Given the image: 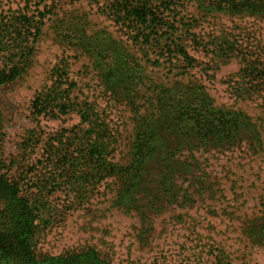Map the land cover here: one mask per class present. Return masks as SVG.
I'll list each match as a JSON object with an SVG mask.
<instances>
[{
    "label": "rangeland",
    "instance_id": "obj_1",
    "mask_svg": "<svg viewBox=\"0 0 264 264\" xmlns=\"http://www.w3.org/2000/svg\"><path fill=\"white\" fill-rule=\"evenodd\" d=\"M113 1L0 0V27L12 17L27 14L37 20L39 12L45 14L37 38L34 29V36L27 35L36 42L27 73L0 86V111L6 118L3 159L10 171L22 167L28 177L36 176L38 187L47 179L52 182L57 171L49 164L58 134L87 129L78 112L60 118L32 113L34 99L53 84L54 70L63 61L70 64V81L76 84L73 97L91 105L87 107L118 130L113 157L119 164L131 161L137 121L159 109H152L156 86L177 82L190 96L192 88L203 86L216 112L241 110L252 117L260 127L263 149L254 152V140L246 136L232 147L220 146L215 131L207 132L204 123L201 129L208 138L201 141L199 112L205 111L192 113L188 108L195 109L198 103L191 100L181 106V118L199 116L196 125L191 120L176 129L160 121L149 130L154 137L148 149L156 151V157L145 165L138 194L127 196L129 203L138 201L139 210L127 212V207L116 206L124 192L120 180L88 189V199L78 205L72 203L78 186L56 188L53 181L48 207L57 210L56 216L40 233L38 252L60 255L95 247L110 264H264V93L235 95L244 54L229 58L212 54V46L210 51L204 49L214 39L226 37L247 53L256 45L264 48V13L229 14L214 8L218 0H154L158 6L153 18L168 21L177 33L169 38L172 30L162 31L161 26L152 35L155 47L149 48L135 40L138 32L133 27L115 21L110 11ZM179 40L191 64L177 54H164L166 46ZM118 54H130L129 62L143 65L137 109L113 98L103 81L106 66L99 67V62Z\"/></svg>",
    "mask_w": 264,
    "mask_h": 264
},
{
    "label": "trees",
    "instance_id": "obj_2",
    "mask_svg": "<svg viewBox=\"0 0 264 264\" xmlns=\"http://www.w3.org/2000/svg\"><path fill=\"white\" fill-rule=\"evenodd\" d=\"M153 1L114 0L110 7L115 21L124 26L133 27L134 31L138 32L135 40L149 48L155 47L153 42L156 40L152 35L161 26L162 31L164 27H168L170 31L168 33L172 30L169 38L174 35L173 32L177 33V27L170 25L168 21L161 22L163 19L153 18L155 16V14L152 16L153 9L158 6ZM214 8H220V11L229 14H261L264 13V0H218ZM44 16L43 12H39V20H35L23 14L2 22L0 86L10 84L27 73L32 64L36 43L28 40L27 35L34 36L31 32L34 29L36 32L34 39L37 38L44 24ZM208 46L213 47L212 54H227L229 58L235 53L244 54L242 56L244 67L239 75L241 80L234 86L237 97L244 98L247 95L264 93V48L256 45L254 51L247 53L237 46V42L230 41L228 37L223 40L214 39L204 45V49L210 51ZM164 54L170 57L177 54L189 64L192 62L180 40L178 43L174 41L173 46H166ZM247 54H257V56ZM129 55L118 54L112 59H102L98 66H106V70H102V77L107 92L113 98L127 101L132 108L137 109L139 105L136 100L140 98L139 86L144 80V75H141L139 70L144 73V68L138 60L135 64L132 61L129 62ZM69 67L70 64L63 61L54 70L53 84L36 96L32 103V113L35 117L44 115L60 118L78 112L82 122L87 124L86 130L82 129L68 135L64 132L58 134L57 144L52 148L53 159L49 164L52 170L57 171L51 175L56 188L64 184L78 186L72 201L74 205L88 199L87 194L91 192L88 189H98V186L106 180L117 179L122 181L124 192L120 194L116 206L127 207L125 209L127 212L139 210L141 205L138 201L133 198L135 202L129 203L127 196L130 192L138 194L142 187L145 165L156 157V151L152 153L154 150L148 149L154 137L149 130H154L155 124L160 121L164 127L169 125L168 128L176 129L186 126L187 122L193 121L196 125L195 121L199 116L188 119L184 115L187 120L181 118L183 117L180 112L181 106L191 100L198 103L195 109L188 108L192 113L197 110L205 111V113L199 112L201 125H198V128L201 133L198 132V135L201 141H206L208 138L207 133L201 129L204 123L207 132L215 131L219 141L217 144L220 146L232 147L246 136L253 138L254 152L257 153L263 149L260 127L252 117L241 110L216 112L212 109V102L204 95L203 86L192 88L190 96V93L182 90L183 84L177 82L171 87L156 86L152 109L158 106L159 109L157 112H152L148 118L137 121L136 135L130 149L131 161L128 164H119L113 157L119 141L118 130L114 129L105 117L98 116L87 107L91 105L77 102L73 97L76 84L70 81ZM160 101L164 104L159 105ZM164 112H170L173 117ZM185 112L187 113V108ZM5 123L6 118L0 111V264H110L101 257L95 247L80 248L60 255L38 252V237L44 232L45 224H51L56 216L57 210L49 209L50 196L55 188L50 186L53 181L49 182V179L41 182L39 187L36 186V176L28 177L26 175L28 172L21 171L22 167L10 171L3 159ZM5 169H7L6 172ZM250 234L252 236L253 232L250 231ZM261 241L263 240L260 239L257 243Z\"/></svg>",
    "mask_w": 264,
    "mask_h": 264
}]
</instances>
